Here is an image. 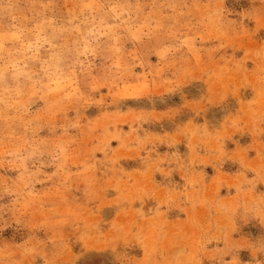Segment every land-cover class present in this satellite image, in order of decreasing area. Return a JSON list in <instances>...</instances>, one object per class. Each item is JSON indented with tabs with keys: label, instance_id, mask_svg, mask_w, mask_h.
<instances>
[{
	"label": "rangeland",
	"instance_id": "rangeland-1",
	"mask_svg": "<svg viewBox=\"0 0 264 264\" xmlns=\"http://www.w3.org/2000/svg\"><path fill=\"white\" fill-rule=\"evenodd\" d=\"M0 264H264V0H0Z\"/></svg>",
	"mask_w": 264,
	"mask_h": 264
}]
</instances>
